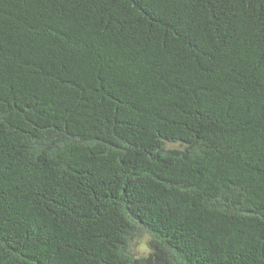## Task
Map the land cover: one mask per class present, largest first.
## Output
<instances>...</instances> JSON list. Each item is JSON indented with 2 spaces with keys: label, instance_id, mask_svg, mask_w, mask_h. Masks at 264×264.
<instances>
[{
  "label": "trees",
  "instance_id": "16d2710c",
  "mask_svg": "<svg viewBox=\"0 0 264 264\" xmlns=\"http://www.w3.org/2000/svg\"><path fill=\"white\" fill-rule=\"evenodd\" d=\"M0 264H264V0H0Z\"/></svg>",
  "mask_w": 264,
  "mask_h": 264
},
{
  "label": "rangeland",
  "instance_id": "374dc122",
  "mask_svg": "<svg viewBox=\"0 0 264 264\" xmlns=\"http://www.w3.org/2000/svg\"><path fill=\"white\" fill-rule=\"evenodd\" d=\"M146 236L142 235L138 239H136V242L133 244V248L136 251V253H142L146 250Z\"/></svg>",
  "mask_w": 264,
  "mask_h": 264
}]
</instances>
